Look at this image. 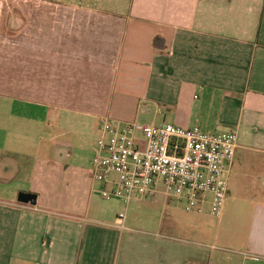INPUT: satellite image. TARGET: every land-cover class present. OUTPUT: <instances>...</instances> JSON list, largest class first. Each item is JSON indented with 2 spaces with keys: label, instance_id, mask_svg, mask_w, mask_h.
Instances as JSON below:
<instances>
[{
  "label": "crops",
  "instance_id": "1",
  "mask_svg": "<svg viewBox=\"0 0 264 264\" xmlns=\"http://www.w3.org/2000/svg\"><path fill=\"white\" fill-rule=\"evenodd\" d=\"M106 3L37 5L17 26L14 86L0 88V264H264V0ZM103 116L237 131L226 203L237 192L239 234L103 220L75 146L97 134L95 156Z\"/></svg>",
  "mask_w": 264,
  "mask_h": 264
},
{
  "label": "built area",
  "instance_id": "2",
  "mask_svg": "<svg viewBox=\"0 0 264 264\" xmlns=\"http://www.w3.org/2000/svg\"><path fill=\"white\" fill-rule=\"evenodd\" d=\"M94 180L102 197L120 200L125 229L128 207L158 194L184 205L188 213L208 207L220 219L239 148L238 133H207L199 127L146 126L100 118ZM108 186L111 188L109 189Z\"/></svg>",
  "mask_w": 264,
  "mask_h": 264
},
{
  "label": "rangeland",
  "instance_id": "3",
  "mask_svg": "<svg viewBox=\"0 0 264 264\" xmlns=\"http://www.w3.org/2000/svg\"><path fill=\"white\" fill-rule=\"evenodd\" d=\"M105 1H108L109 4L106 3L104 7L112 5L113 0ZM37 5H40L41 8H47L50 5L56 7L66 5L74 8L82 7L83 0H0V88L6 85L14 86V68L6 67L4 60L6 58L14 60L16 36L20 32L17 26L26 25L27 27L31 23V9ZM93 19L83 17V22L91 23L94 22ZM18 22L22 23L19 25ZM2 72L10 74L11 79L7 82L1 80ZM1 81L4 83L2 84ZM81 133L82 131L78 132V134ZM96 135H94V139L89 140L84 145H80L78 141L75 145L80 149L78 152H81L85 167H88V169L91 168L92 173L95 172L92 164L94 157L92 145L97 143ZM74 140L76 141V139ZM94 183L98 190L94 195V210L98 211V214H101L103 220H112L121 225L122 222L118 217L122 212L126 211V206L118 199H113L112 201L105 200L101 195L102 185L96 181ZM237 199L238 194L233 190L229 201L227 203L225 202L221 218L217 219L211 216L208 207L202 213H188L185 211L183 204L172 202L163 194H158L142 202L132 203L128 207L125 227L128 232L149 234L163 229L161 228L162 223L165 225L174 223L176 224L175 230L182 232L191 239H195V236L188 234L191 232H219V237L223 240L225 237L222 234L226 235L227 232L239 234V221L234 220V217L228 212L229 207L236 206L235 201Z\"/></svg>",
  "mask_w": 264,
  "mask_h": 264
},
{
  "label": "water",
  "instance_id": "4",
  "mask_svg": "<svg viewBox=\"0 0 264 264\" xmlns=\"http://www.w3.org/2000/svg\"><path fill=\"white\" fill-rule=\"evenodd\" d=\"M18 201L23 204H37V196L34 194L20 193Z\"/></svg>",
  "mask_w": 264,
  "mask_h": 264
}]
</instances>
